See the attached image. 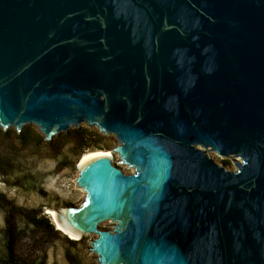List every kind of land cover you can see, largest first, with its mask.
Instances as JSON below:
<instances>
[{"label": "water", "instance_id": "water-1", "mask_svg": "<svg viewBox=\"0 0 264 264\" xmlns=\"http://www.w3.org/2000/svg\"><path fill=\"white\" fill-rule=\"evenodd\" d=\"M27 125L135 171L88 160L45 213L99 264H264V0H0V129Z\"/></svg>", "mask_w": 264, "mask_h": 264}, {"label": "rangeland", "instance_id": "rangeland-1", "mask_svg": "<svg viewBox=\"0 0 264 264\" xmlns=\"http://www.w3.org/2000/svg\"><path fill=\"white\" fill-rule=\"evenodd\" d=\"M26 128L41 135L34 125L25 126L23 131ZM80 128L89 129L85 125ZM89 130L100 134L96 128ZM1 131L4 135L0 137V159L5 174L0 176V192L8 200L18 207L43 210L44 214L47 208L61 212L64 208L80 207L83 204L86 193L77 187V179L80 174L79 163L85 155L79 158L69 147L61 155H55L47 141L40 147H24L18 141L20 134L15 129ZM100 135L106 139L107 148L90 151L86 155L110 152L113 164L125 174H134L135 171L123 165L120 157L114 153L117 147L115 137ZM6 217L7 213L0 208V263L5 246ZM14 220L19 231L16 245L19 264H70L68 254L75 258V264H99L97 255L91 250L92 242L98 237L96 234L83 235L82 239L76 241L78 245L72 246L68 242L70 239L61 232L55 236L47 235L31 227L21 216L17 215Z\"/></svg>", "mask_w": 264, "mask_h": 264}, {"label": "trees", "instance_id": "trees-1", "mask_svg": "<svg viewBox=\"0 0 264 264\" xmlns=\"http://www.w3.org/2000/svg\"><path fill=\"white\" fill-rule=\"evenodd\" d=\"M0 129V137L2 136ZM7 133H5L6 135ZM4 135V134H3ZM18 141L24 147L34 146L40 147L44 142L42 137L37 131H33L31 128H26L19 136ZM106 139L102 135L95 131H91L87 128H78L68 131L66 134H60L48 143L49 148L55 155H61L63 151L69 147L74 151L75 156L83 157L90 151H102L105 147ZM226 167L229 166L228 161L223 163ZM3 162L0 159V176L4 175ZM0 208L7 213L6 228L4 230V253L0 264H19L20 260L16 253L17 237L19 234L16 227L15 218L21 216L25 221L33 228L41 230L47 235H59L60 232L56 230L51 218L44 214L43 210H30L16 206L12 201L0 192ZM68 240V239H67ZM72 246H77L79 242L68 240ZM70 264H75V258L72 255H67ZM40 264H45L44 262Z\"/></svg>", "mask_w": 264, "mask_h": 264}, {"label": "bare ground", "instance_id": "bare-ground-1", "mask_svg": "<svg viewBox=\"0 0 264 264\" xmlns=\"http://www.w3.org/2000/svg\"><path fill=\"white\" fill-rule=\"evenodd\" d=\"M111 158L112 155L110 154V152H97V153H92V154H87L85 155L82 160L80 161V165L79 168L81 169V167L86 163V161L88 160H92V159H96V158ZM48 216L51 218L52 222L54 223L55 227L63 232L67 237H69L70 239L74 240V241H78L79 238H73L71 235H69L68 233H66L63 228L61 227V225L59 224L58 220L56 219V215L52 212H48Z\"/></svg>", "mask_w": 264, "mask_h": 264}]
</instances>
